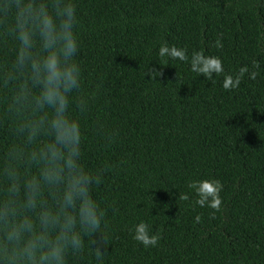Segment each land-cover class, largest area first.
I'll list each match as a JSON object with an SVG mask.
<instances>
[{
    "label": "trees",
    "instance_id": "16d2710c",
    "mask_svg": "<svg viewBox=\"0 0 264 264\" xmlns=\"http://www.w3.org/2000/svg\"><path fill=\"white\" fill-rule=\"evenodd\" d=\"M74 3L91 102L81 115L74 93L70 112L81 124V162L105 169L92 189L105 211L103 264H264V0ZM165 43L189 60L161 57ZM16 46L0 45V62ZM194 52L219 57L223 72L211 80L193 72ZM244 66L239 86L225 90V76ZM151 68L161 74L149 76ZM10 139L0 126V146ZM203 179L222 184L219 211L196 203L188 185ZM141 221L160 236L155 247L133 239ZM69 261L95 264L87 241Z\"/></svg>",
    "mask_w": 264,
    "mask_h": 264
},
{
    "label": "clouds",
    "instance_id": "9594fccd",
    "mask_svg": "<svg viewBox=\"0 0 264 264\" xmlns=\"http://www.w3.org/2000/svg\"><path fill=\"white\" fill-rule=\"evenodd\" d=\"M77 25L74 0H0V45L9 38L17 45L14 59L0 62V126L11 137L0 146V264H70L69 256H84L86 241L95 264H103L108 252L105 211L92 194L105 169L81 162V124L70 112L74 93L81 115L91 102L82 92ZM215 46L223 44L217 39ZM159 55L189 60L185 49L166 43ZM191 70L211 80L223 72L222 60L194 52ZM246 72L244 66L235 78L225 76L223 88H237ZM156 74L155 68L148 72ZM188 186L198 205L219 211V180ZM133 239L155 247L160 236L141 221Z\"/></svg>",
    "mask_w": 264,
    "mask_h": 264
}]
</instances>
